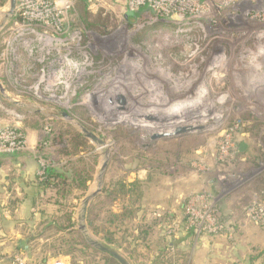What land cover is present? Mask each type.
Returning a JSON list of instances; mask_svg holds the SVG:
<instances>
[{"label": "rangeland", "instance_id": "374dc122", "mask_svg": "<svg viewBox=\"0 0 264 264\" xmlns=\"http://www.w3.org/2000/svg\"><path fill=\"white\" fill-rule=\"evenodd\" d=\"M48 1L60 16L53 23L6 15L9 0H0V124L23 135L34 130L39 142L54 134L43 150L51 165L81 170L87 190L68 187L62 210L78 217L106 160L101 191L89 202L91 227L116 233L131 264H153L167 245L161 231L176 225L149 216L161 192L183 193L185 201L206 192L221 207L229 236L194 233L197 252L223 255L230 264L237 235L242 251L253 245L256 264H263L264 225L247 210L264 204V0H200L197 14L162 18L154 10L128 11V0ZM118 92L124 109L115 107ZM52 193L38 202L48 215ZM123 209L136 217L110 222ZM241 220L254 226H237ZM180 223L186 227L184 217ZM52 232L55 238L58 230ZM172 252L165 264H187ZM72 258L71 264L93 259L81 251Z\"/></svg>", "mask_w": 264, "mask_h": 264}, {"label": "crops", "instance_id": "0c3cea01", "mask_svg": "<svg viewBox=\"0 0 264 264\" xmlns=\"http://www.w3.org/2000/svg\"><path fill=\"white\" fill-rule=\"evenodd\" d=\"M39 139L37 132L27 130L24 135L25 149L0 154V264H11L12 255L16 250L28 252L30 264H58V262L71 264L73 261L71 255L52 253L50 246L54 238L52 232L54 229L48 227L49 223L41 213L44 208L38 207V202L44 196V191L39 188L36 180L39 162L35 147ZM6 165L10 168H6ZM9 170H13V175H10ZM12 176H16V178ZM206 182L203 181V185ZM156 185L167 187L161 181H156ZM164 193L161 192L160 199L154 202L155 209L149 216H154L158 224L162 221L161 218H165L169 226L179 225L170 230L173 232H168L165 229L161 231L162 235L160 236L165 244L169 245L171 254H174L172 251L179 253V249H181L180 251L184 250L187 253V264H225L227 260L223 255L216 256L219 259L214 260L212 257L215 255L213 256L208 251L197 252L195 243L201 240L192 237L186 232L183 225H180L184 216L182 207L186 196L182 193L177 198L174 196L168 198ZM163 203L166 205H162ZM46 212L48 211L46 210ZM236 222L237 226L242 225L243 228L254 226L252 223L242 221L240 224L239 221ZM231 244L235 245V252L232 253V257L235 256V258L230 264H256L258 262L260 257L251 252V248H254L253 245H247V248L242 251L237 235ZM214 246L221 249L220 245Z\"/></svg>", "mask_w": 264, "mask_h": 264}, {"label": "built area", "instance_id": "2783aa9c", "mask_svg": "<svg viewBox=\"0 0 264 264\" xmlns=\"http://www.w3.org/2000/svg\"><path fill=\"white\" fill-rule=\"evenodd\" d=\"M199 3L200 0H128L129 10L135 12L154 10L155 14L161 18L170 15L174 17L175 13H180L183 10H190L189 13L197 14L201 10ZM193 6H197L195 10L191 9ZM52 8V3L48 0H18L15 15L19 13L24 21L53 23L51 17L60 16ZM58 22L59 19L55 23L58 24ZM25 148L26 144L22 133L10 126L0 124V154L13 153ZM220 159L223 158L220 157ZM49 165H51L49 159L40 158L38 174L42 176L45 168ZM183 206V217L187 230H192L198 236L227 233L229 223L222 220L223 218L218 214L220 211L218 207L216 208V201L210 194L196 192L188 197ZM247 214L249 218L264 225V204H254L248 208ZM178 226L175 225L174 228ZM229 233L228 231V236ZM11 264H29V259L25 252L18 251L12 255Z\"/></svg>", "mask_w": 264, "mask_h": 264}, {"label": "trees", "instance_id": "16d2710c", "mask_svg": "<svg viewBox=\"0 0 264 264\" xmlns=\"http://www.w3.org/2000/svg\"><path fill=\"white\" fill-rule=\"evenodd\" d=\"M17 19L22 20L20 16H18ZM16 131L21 133V131H19L18 129H16ZM60 134L63 135V133ZM55 138L56 137L54 134L53 135L49 134L46 135L42 140H40L37 146L38 148V153L36 154L37 160L39 158L49 159L48 158L49 156L45 155L43 153V150L46 147H48L51 144V142L55 141ZM36 180L39 188L42 191H44V195L47 194L48 192H53L52 195L50 196V199H47L46 201V204L55 207L52 215L47 214L46 212L47 209L46 210L42 209L41 213L43 214V217H45L46 220L48 221L49 223L48 227L57 229L59 232V233L56 232L58 235H56V237L53 238L50 246L54 250L55 254H65V255L75 256L76 252L81 251L82 254L86 253L88 257L90 255L91 257H93V259L87 261V264H122L112 253L108 251L100 250L99 248H95L91 246L88 242H86L83 235L78 231V229L75 228L76 218L73 209H70L69 211H65V212L62 210V205H65V201L63 198L64 195L67 193L68 187L72 188V185H78V187L76 186V188H79V186L82 187L81 190H83L82 191L83 194L87 190V186L84 183L85 180L82 179L81 170L77 169L76 167L73 168L71 166L59 167L56 165H49L48 167L45 168L44 174L42 176L38 175ZM120 188H121V192L125 193L124 191L125 186L123 184H121ZM102 192L107 193L108 191L104 189ZM220 209L221 207L219 208V210ZM130 210L123 209L121 213L118 214L115 213L114 215L111 216L110 222L116 223L114 225H117L118 223H121V221L127 218L128 216H132L135 218L136 216ZM92 211H93V207H91V205L89 204L86 209V221L88 227H91V221L89 216ZM94 227L93 228L91 227L93 234L96 236H101L104 245L106 247L118 253L120 252L119 250H123L124 248L123 244L119 243L116 240V233H114L113 231L111 232L110 230L101 231V229H98L96 227H95L96 229H94ZM186 232L190 234L192 237H194V232L192 230L189 231L186 230ZM143 234H147V231L144 230ZM132 243L134 242L132 241ZM180 250L181 249H179V253H178L180 257L187 259V253L184 250L182 251ZM18 251H22V250H16L15 252ZM160 251L161 252L158 255V258L155 260L153 264H165V261L168 258V255L170 254L169 245L168 244L164 245L163 248L160 249ZM73 264H78V263L75 260Z\"/></svg>", "mask_w": 264, "mask_h": 264}, {"label": "water", "instance_id": "95a60500", "mask_svg": "<svg viewBox=\"0 0 264 264\" xmlns=\"http://www.w3.org/2000/svg\"><path fill=\"white\" fill-rule=\"evenodd\" d=\"M17 1L18 0H9L7 6L3 9L4 12H6V15H14L16 12V8H17ZM131 11V10H130ZM128 13V12H127ZM126 13V14H127ZM126 16V15H125ZM0 88L2 89V87L0 86ZM116 100L117 102H119L120 105L115 106L114 105V100L111 98L109 99V101H107L109 108H114L112 105H114L116 107V109H124L125 108V103H126V98L125 96L121 93L118 92L116 93ZM8 97V96H7ZM12 102L14 103H19L16 100L11 99ZM83 132L85 133V135L89 138H91L94 142L96 143H102V140L99 139L94 133L87 131L85 128H82ZM158 136V135H156ZM107 166V161L105 160L103 162V165L101 167V171L100 174L98 176V186L97 189L91 193L90 195H88L81 204L80 207V211L78 213V229L81 231L82 235L84 236L85 240L93 247L95 248H99L100 250L103 251H108L110 253H112L122 264H131L125 257H123L120 253L111 250L110 248L106 247L102 242H100L98 239H96L92 234H90L89 229L85 223V216H86V209L88 207V204L90 202V200L101 191V185H102V181H103V173L106 169Z\"/></svg>", "mask_w": 264, "mask_h": 264}, {"label": "bare ground", "instance_id": "6f19581e", "mask_svg": "<svg viewBox=\"0 0 264 264\" xmlns=\"http://www.w3.org/2000/svg\"><path fill=\"white\" fill-rule=\"evenodd\" d=\"M232 68V67H231ZM233 69V68H232ZM150 125V124H149ZM160 129H161V127H160Z\"/></svg>", "mask_w": 264, "mask_h": 264}]
</instances>
